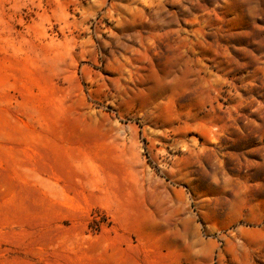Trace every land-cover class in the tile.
<instances>
[{"label":"rangeland","instance_id":"rangeland-1","mask_svg":"<svg viewBox=\"0 0 264 264\" xmlns=\"http://www.w3.org/2000/svg\"><path fill=\"white\" fill-rule=\"evenodd\" d=\"M0 264H264V0H0Z\"/></svg>","mask_w":264,"mask_h":264}]
</instances>
